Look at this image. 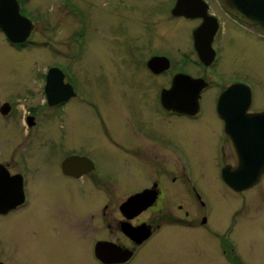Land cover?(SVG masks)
Returning a JSON list of instances; mask_svg holds the SVG:
<instances>
[{
	"label": "flooded vegetation",
	"instance_id": "flooded-vegetation-1",
	"mask_svg": "<svg viewBox=\"0 0 264 264\" xmlns=\"http://www.w3.org/2000/svg\"><path fill=\"white\" fill-rule=\"evenodd\" d=\"M172 1L174 5L172 8L169 7L167 12H170L171 21L181 20L190 25V47L185 52L177 47L176 52L182 55L180 58L171 53L172 51L166 52L163 49L160 51L152 44L145 49L146 57H138L135 48L130 49L129 57L123 54L122 60L142 66L141 71H133V81L135 83L140 79L146 81L143 86L133 85L131 90L140 93L153 86L156 92L152 99L153 111L147 109L138 116L129 113L125 105L127 97L117 91L116 94L121 97L115 96L118 107L112 108L120 112L122 129L117 125H111L100 114L97 103L91 104L80 90L79 79L75 77L67 63L52 61L45 69V73L36 74L29 70L27 61L30 60L25 61L27 57L37 56V51L43 49L51 50L50 53L61 49L56 53L62 56H69L71 53L72 59L78 57L72 50L73 46H80L78 32L68 39H57L60 34L59 25L63 22H60L58 17L67 19L66 12L69 9L67 1L63 0L58 4L56 14L50 19L41 14L35 16L29 9L31 0L2 1L1 14L6 16L18 12L30 22V25L24 23L29 29L25 34L27 25L16 23L14 19L8 20L11 27L19 31L18 42H11L6 32L0 28V48H5L4 54L14 58L18 62L16 67L25 72L14 74L9 80L8 84L12 87V93L9 94L1 90L2 85H6V80H0L2 231L7 230L8 235L20 233L19 239L27 235V230L22 232L18 227L17 219L32 202V191L36 185L34 178L39 174V168L35 167L33 159H37L44 151L54 149L53 175L64 186V196L74 211L71 209L72 213L69 215L58 207L48 211L51 213L52 221L56 220L61 224L67 220L79 222L78 234L74 231L65 232L66 236H71L72 239L76 234L77 239L81 237L80 234L86 235V227L75 213L84 216L89 210L96 209L94 215L96 214L101 224L104 222V226L103 236L93 239L92 242L90 255L95 264H132L153 237L161 233L164 224L204 231L215 237L218 251L225 264H229L228 262L247 264L240 256L237 243L233 239L237 225L235 218L231 216L228 229L222 234L211 232L208 223L213 197L214 195L218 197L220 192L223 198H230L234 204H238L234 208L236 207V213L242 216L253 212L255 207L258 209L264 206V174L257 184L242 191L232 190L222 178L224 169L233 167L235 163V156L229 143L230 135L226 129L230 128V125L234 128H242L244 125L237 122L240 118L237 109L240 110L241 104L244 103V96L250 98L246 114L264 112V108L255 106L254 89L250 79L243 74L228 75L222 63L231 55L238 57L243 63L248 59L258 63L259 55L261 52L264 53V31L260 27L246 25L226 12L222 6L223 0H201L204 10L198 4L190 3L187 6L192 9L193 16L189 17L173 16L171 11L176 0ZM66 22L64 20L65 24ZM76 24L83 26L84 22L80 19ZM202 27L204 30L197 36L201 59L195 46L194 33ZM38 37L42 41H38ZM226 43L232 48L231 51L226 50ZM153 60L157 61L150 67L149 63ZM183 65H187L188 70L184 69ZM233 86H239L241 91H237L233 95L234 98L229 97L224 102L226 116L223 118L219 113V98ZM136 89L142 91L137 92ZM74 102L89 106L97 113L101 123L98 129L99 136L106 142L103 145V149L107 151L104 158L116 159L115 163L119 169L129 173L130 183H124L122 179L117 182L118 178L102 172L98 157L92 151L67 147L63 142L72 134L69 133V128L77 130L73 118L75 127L70 125L67 117L68 108H75ZM205 102L210 106L207 114L203 106ZM159 120L161 124L168 126L176 122L187 128L201 126L206 132L217 129L213 130L215 133L213 141H193L186 146L163 135H151L149 129ZM202 123L208 124V128L202 126ZM123 130L129 132L132 137L125 138ZM177 135L181 137L180 132H177ZM198 152L206 156L212 165L211 175L215 176L216 182L222 184V188L212 196L213 186L204 188L200 185L201 176L207 174L205 170L199 168L203 155L197 158ZM165 159L170 163L166 164ZM133 176L136 181L133 180ZM259 190L263 192L261 196L257 195L261 194ZM82 195H88V198L80 200ZM100 199L101 204L97 206ZM132 200L139 203L127 204ZM166 201L167 203L172 201V211L166 210ZM85 204L89 207H85ZM138 209L142 211L137 212ZM156 209L161 210L160 223L152 217L143 216L147 212L153 213ZM94 215L90 216L92 220ZM257 227H253L254 233L257 232ZM144 232H148L149 237L142 241ZM31 233L33 235L39 233L41 236L47 234L38 226L32 227ZM97 244L102 245L103 250L96 252ZM124 254L129 256L126 260ZM25 260L22 255L1 245L0 264H27Z\"/></svg>",
	"mask_w": 264,
	"mask_h": 264
},
{
	"label": "rangeland",
	"instance_id": "rangeland-1",
	"mask_svg": "<svg viewBox=\"0 0 264 264\" xmlns=\"http://www.w3.org/2000/svg\"><path fill=\"white\" fill-rule=\"evenodd\" d=\"M62 1L31 0L29 9L35 16L41 14L50 19L56 14L58 4H61ZM66 1L69 5L68 12H66L67 19L66 17L61 19L58 17L59 21L63 22L59 25L60 34H58L57 39H68L75 32H78L80 46H73L72 48L78 57L72 59L71 53L69 56L56 53L57 51L60 52L61 49H56L55 52L51 53L49 52L51 50L43 49L37 51V56L27 57L25 61L30 60V62L27 61L29 70L36 74L45 73V69L52 61L67 63L75 77L79 79L80 90L91 104L97 103L100 114L111 125H117L122 129L123 123L119 117L120 112L112 108L118 107V101L114 99L115 96L121 97L116 94L117 91L127 97L125 105L129 113H135L138 116H141L143 111L147 109L152 110V99L156 92L153 86L144 89L145 92L141 89L135 90L137 92L142 91L140 93L133 92L131 90L133 85L143 86L146 84L144 79L135 83L132 77L133 71H141L142 66L129 63L122 58L124 55L128 56L131 48L136 49L135 52H137L138 57H146L145 49L151 44L158 47L160 51L161 49L166 52L172 51L171 53L180 58L182 55L180 56L176 50L179 48L185 52L190 47V25L181 22V20L171 21L172 17L167 10L174 5L172 0ZM80 19L84 22L83 26L76 24ZM64 20L67 21L66 24ZM39 37L38 41H42ZM4 49L0 48V80H6V85L3 84L1 90L3 93L9 94L12 93V87L8 84L9 80L14 74L19 75L25 72L16 67L18 62L14 58L4 54ZM231 49L230 45L226 43V50L231 51ZM222 66H225L224 70L228 75L231 73L243 74L250 79L254 89L255 106L260 109L264 108V53L261 52L259 55L258 63L249 59L243 63L238 57L231 55L222 63ZM183 67L188 70L187 65H183ZM110 87L116 89H110ZM74 106V109L68 108L67 117L70 125L74 126L73 120L76 122L78 131L69 128V133L72 134L67 141L63 142L67 147H76L81 151H92L98 157L102 172L118 178L117 182L122 179V182L130 183L128 180L130 178L128 177L129 173L119 169L115 163L116 159L106 160L104 158L107 151L103 149V145L106 142L99 136L98 129L101 123L97 113H94L89 106L81 103L74 102ZM203 106L205 114H207L210 110L209 103L205 102ZM201 125L207 128L209 126L206 123ZM149 130L151 135H163L186 146L193 141H211L215 137L213 130L206 132L201 126L187 128L179 122L168 126L161 124L159 120ZM177 132L181 133V137L177 135ZM123 136L125 138L132 137L125 130H123ZM72 137L73 139H71ZM53 153L54 149L44 151L37 159H33L35 167L39 168V174H36L34 178L36 185L32 191V202L21 214V217L17 219L18 227L21 228L22 232L27 230V235L19 239L20 233L8 235L7 230L2 231L0 226V247L5 245L12 252L22 255L27 264H95L92 255H90L93 248L92 242L93 239L103 236L104 226V222L101 224L96 214L94 215L96 209L89 210L84 216L75 213L79 216L81 223H85L87 235L80 234L81 237L77 239L76 234L72 239L71 236H66L65 232L74 231L78 234L79 222L67 220L64 221L66 224H61L51 219L49 209L58 207L65 210L68 215L72 213L71 209L73 210L64 196V186L53 175L55 171ZM115 155L118 156V154ZM202 155L203 153L198 152L197 158H201ZM205 157L203 155L201 158L199 162L201 167L199 168L205 170L207 175L201 176L199 181L204 188L213 186L212 196L213 193L215 194L222 188V184L216 182L215 176L211 175L212 165ZM164 162L170 163L168 159H165ZM133 180L136 181L134 176ZM123 188L125 187L119 189ZM258 192L261 194L257 195L263 194L261 190ZM221 197L223 198L221 192L218 197L215 195L213 197L208 223L210 231L219 234L227 231L229 219L233 216L237 222L233 239L237 243L240 256L244 258L247 264H264V206L258 209L255 207L253 212L242 216L237 214L236 207L234 208L237 203L234 204L230 198L222 199ZM81 198L86 200L88 195H82L80 200H82ZM101 200L98 201L97 206L101 204ZM171 206H173L172 201L170 203L166 201L167 211L173 210ZM85 207L88 208L89 206L85 204ZM159 214L161 215V210L156 209L153 213L147 212L143 216L145 218L152 217L160 223ZM91 215H94V220L90 218ZM253 222H261L262 224H253ZM34 226H38L47 234L44 236L39 233L33 235L31 231ZM254 226H258L256 233H254ZM160 231L161 233L155 235L150 243L141 250L132 264H225L218 251V243L214 236H209L197 228H176L168 224H164ZM89 234L94 236L91 237ZM228 263L234 264L233 262Z\"/></svg>",
	"mask_w": 264,
	"mask_h": 264
},
{
	"label": "water",
	"instance_id": "water-1",
	"mask_svg": "<svg viewBox=\"0 0 264 264\" xmlns=\"http://www.w3.org/2000/svg\"><path fill=\"white\" fill-rule=\"evenodd\" d=\"M2 1L3 0H0V4ZM190 3H196L202 10H204L202 7L203 2L201 0H176V4L171 11L172 15L175 17L193 16L192 9L187 6ZM222 6L226 12L241 22L250 26H258L264 31V0H224ZM12 19H14L16 23L18 22L22 25H25L24 23L26 22L30 25V22L29 20L21 17L18 12L15 14L10 13L9 15L4 16V14H1L0 11V28L6 32L11 42H18L20 41L18 37L19 31L14 27H11L8 23V20ZM28 30L27 25L25 34ZM203 30L204 27L199 28L194 33L195 46L201 56V59L202 55L197 45V36L202 33ZM154 61L157 60L150 62V67L154 65ZM52 71H50V73H53ZM237 91H241V88H239V86H233L219 98V113L223 118L226 116L225 109L223 107L224 102L227 101L229 97H233ZM249 99V96L247 97V95H245L244 103L241 104L240 110L237 109L240 116V118L237 119V122L244 123V127L234 128V126L230 125L231 127L226 129V132L230 135L229 143L235 156V163L233 167L224 169L222 178L227 186L234 191H242L254 186L264 174V112L252 115L246 114V109L249 106ZM138 203L139 202L137 200H132L127 204L137 205ZM140 211H142V209H138L137 212ZM148 237L149 233L144 232L141 240H146ZM102 248V245L97 244L95 250L98 252L99 250H103ZM128 257L129 256L127 254L124 257V260ZM100 259L102 258L100 257Z\"/></svg>",
	"mask_w": 264,
	"mask_h": 264
}]
</instances>
